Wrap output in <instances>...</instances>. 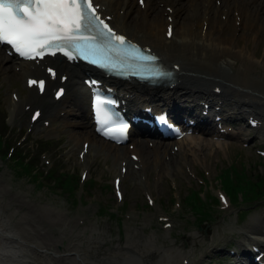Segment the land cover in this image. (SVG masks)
Here are the masks:
<instances>
[{"label": "bare ground", "instance_id": "obj_1", "mask_svg": "<svg viewBox=\"0 0 264 264\" xmlns=\"http://www.w3.org/2000/svg\"><path fill=\"white\" fill-rule=\"evenodd\" d=\"M95 1L101 6L104 17L111 18L119 33L144 47H150L166 67L180 68L179 84L175 87L163 84L149 88L136 81H116L113 88L124 93L128 101L134 99L157 110L168 109L180 121L192 118L196 122L195 130L202 138H188L191 146L182 147L184 151L180 149L179 153L172 151L176 144L164 141H155L150 148L151 140L146 138H133V151L128 146L110 144L97 137L89 118V94L81 79L86 73L93 74L92 68L83 64L71 65L60 57L50 58L40 66L34 62H20L16 67H21L19 70L27 79L28 76L48 78L42 65L57 69L58 76L69 77L64 84L68 88L64 100L70 92L67 109L61 104L58 106L54 99L40 102L35 88L29 89L26 101L32 106L39 105L44 110L46 120H51L60 133L76 141L77 149L83 146V140L90 143L89 152L81 163L85 165L84 168H90L88 158L95 150L99 156L103 154L107 159L114 156L117 161L126 162L127 174L124 178L131 175L133 181L137 182L146 174L150 179L152 170L159 168L158 182H161L164 179L163 171L169 170L175 174L177 168L184 166L195 170L200 154L209 157L210 148L215 146L210 138L225 137L218 135V124L213 125L217 116H223L225 122L230 121L232 126L239 129L238 133L231 132L228 138L239 141L242 135L247 134L239 127L250 114L255 116V121H262L259 130L264 134V87L254 77V72L264 73V54L263 59L258 60L256 51L251 47V43L257 45L264 42V0H145V11L135 7L133 0ZM162 3L169 6L172 12L163 11ZM236 14L241 17L239 27L235 25V20L238 22ZM220 15H226L225 22H221ZM169 26L174 27L171 39L167 38ZM4 49L0 47V74L6 79H13L18 68L14 70L12 66L4 65L11 59ZM61 85L59 77L55 81L49 80L47 92ZM216 89H221V93L217 94ZM22 103L23 100L19 105L15 103V108L19 107L20 116L25 118L24 111L20 109ZM204 103L209 105V118L201 115L206 110ZM216 106L220 107V111H216ZM133 107L131 105L130 108ZM63 111L66 114L61 116ZM135 111L140 110L136 107ZM75 116L83 121L76 120ZM138 133L135 131V134ZM258 133L254 134V140H257ZM180 144L183 146L185 143L182 141ZM228 144L230 146L233 142L227 141V147ZM128 154L137 155L139 161H130ZM135 165L141 168L136 169ZM114 171L122 176L117 169ZM2 182H5L3 176L0 177V184ZM26 199L0 185V264H126V258L131 257L127 255L128 252L137 254L146 264L157 258L158 252L149 242H135L138 235H130L124 246L118 242L119 247L114 252L104 249L107 243L101 241V233L97 231L99 223L96 227L89 221L85 231H79L59 210L41 208ZM58 227L60 229L56 230ZM263 227L264 212L244 228L242 234L247 236L244 239L247 242L255 241L251 249L260 246L264 252V239L258 236L264 234ZM88 228H91L90 232H86ZM250 234L254 238H249ZM202 243H196L200 249H204ZM241 246V255L250 260L252 250L247 248L246 243ZM160 261L169 263L170 259L161 256ZM155 262L159 264V261ZM133 263L139 264L136 261Z\"/></svg>", "mask_w": 264, "mask_h": 264}, {"label": "rangeland", "instance_id": "obj_2", "mask_svg": "<svg viewBox=\"0 0 264 264\" xmlns=\"http://www.w3.org/2000/svg\"><path fill=\"white\" fill-rule=\"evenodd\" d=\"M137 1L133 0V5L140 8L141 5ZM161 9L164 11L165 7L161 6ZM142 10L144 11L143 8ZM141 17L142 15H140ZM220 20L224 22L221 15ZM251 47L256 51L257 59L262 60L264 42L257 45L251 43ZM4 64L6 67L16 66L14 61L11 60ZM262 65L264 67V60ZM20 73L18 71L13 79H6L3 74H0L1 134H4L5 130L9 128L11 137L8 143L14 147L19 144L17 142L24 134L29 135V115H26L25 120L18 115L11 95L16 93L19 97H22L27 94L24 89L25 76L21 77ZM254 77L259 82L261 81L264 87V73L254 72ZM49 97L52 99L51 96ZM47 99L48 97L43 98L41 102H46ZM25 103L28 104L29 102ZM61 105L67 109L68 99L63 100ZM23 107L24 105H22V110ZM6 112L8 115L7 125L4 121ZM75 119L83 121L80 117L75 116ZM58 130L56 124H53L47 130L44 126H37L36 130L29 136L28 141L23 145H19V150L32 148L34 150L29 152L34 155L37 144L46 140H53V146L48 148L45 154L46 159H44V162H40L41 171L45 172L53 164H56V166L62 167L63 171L80 177V188L76 195L79 200L84 196L82 204H72V200L68 195L53 189L46 181H43L41 186L39 183L29 181L28 178H17L12 168L11 159H5L3 154H0V177L3 176L5 182L0 185L25 196V198L27 197V201L38 207L59 210L68 220L73 222V226H76L79 231H85L89 221L96 227L99 223L100 226L97 231L101 233V241L107 243L104 249H109L111 252L119 247L118 242H121L124 246L130 235H138L135 242L141 241L143 244L149 242L150 246L154 248L153 250L158 252L157 258L151 260L149 264H154L155 261H159V264H185L182 260L183 257H186L190 264L192 261L195 264H215L224 257L223 254L227 253L226 251L222 253V249L240 251L238 243L246 237L245 234H242L244 228L264 212V202H243L240 206L232 207L226 212L222 211V206L219 204L210 208L213 218H210L209 222L200 223L196 221L184 204L185 197L192 191H198L201 185L204 186V192L208 196L217 197L219 191H223L217 176L233 164L237 167L244 164L247 168L255 165L256 171L259 170L264 173V160H261L260 155L257 153V150L262 149V146H264V136L260 135L257 141L249 140L247 142L245 139L244 142L249 148H245L243 143L240 145L233 143L230 146L228 144L227 147V141L214 139L216 145L210 148L209 157L200 154L196 159L197 167L195 170L189 166H184L181 168L182 170L177 168L175 174L172 171L165 170L163 171L164 179L161 182H158L159 168L152 170L150 179L147 175H144L143 180L135 182L133 176L129 175L123 183L125 200L120 203L115 197L113 188L114 170H119L120 162L118 163L112 155L107 159L105 155L101 154L99 156L96 151H93L90 160L87 162L91 163V167L87 170L90 173L86 184L81 180L82 173L86 170L78 159V153L82 150V147L80 146L77 149L76 141L70 139L68 135L58 132ZM194 136L200 138L199 135ZM184 141L185 147H190L191 143ZM219 142L224 144H217ZM56 160H59V164ZM256 161L261 164L256 165ZM89 180L97 184L93 190L89 189ZM105 186L107 187L105 188ZM148 193L155 200V207H149L146 197ZM178 203H181V207H178ZM101 208L105 209L103 216L101 215ZM238 213H245L247 215L246 220L239 221ZM113 214L116 215L115 218L112 217ZM163 215L170 217L172 228L166 229L165 224L160 223V218L165 217ZM83 222H86L84 227L81 225ZM120 223H122V226H120ZM91 228L86 231L90 232ZM58 229L60 227L56 228V230ZM251 236L254 237V235ZM258 236L264 239V235ZM198 242H203L201 245L204 249L198 247V244H196ZM127 255L131 257L126 258V264H134L133 261L146 264L140 260L137 254L128 252ZM161 256L168 257L170 259L169 263H162L160 261Z\"/></svg>", "mask_w": 264, "mask_h": 264}, {"label": "snow or ice", "instance_id": "obj_3", "mask_svg": "<svg viewBox=\"0 0 264 264\" xmlns=\"http://www.w3.org/2000/svg\"><path fill=\"white\" fill-rule=\"evenodd\" d=\"M143 4V0H141ZM172 36L171 29L168 33ZM0 43L10 45L26 59H44L62 54L69 60H84L112 72L132 69V75L159 79L167 73L151 69L158 58L145 55L124 35L101 18L94 0H0ZM51 71V70H49ZM55 76V73H52ZM37 84V81H30ZM41 90L43 82H39ZM115 101L97 97L98 122L108 125L111 117L106 105ZM39 116V113L35 114ZM112 131L111 128L108 129ZM121 132L127 131L123 125Z\"/></svg>", "mask_w": 264, "mask_h": 264}, {"label": "trees", "instance_id": "obj_4", "mask_svg": "<svg viewBox=\"0 0 264 264\" xmlns=\"http://www.w3.org/2000/svg\"><path fill=\"white\" fill-rule=\"evenodd\" d=\"M237 167V166H236ZM25 170V169H24ZM58 169H56L55 171H57ZM245 168H243L242 166L237 167L236 170V174H235V185H237V182L240 180L241 185H240V189L243 193V197L245 201H256L260 198H264V178H260L258 177L254 171L252 170L250 172V174L248 175V173L246 174ZM248 172V171H247ZM60 182V180H59ZM90 190H93L94 187L96 186V184L94 185V183H91L90 185ZM233 185H229V183L227 182V188L230 189H234ZM233 191V190H231ZM233 196H236V193L232 194Z\"/></svg>", "mask_w": 264, "mask_h": 264}]
</instances>
